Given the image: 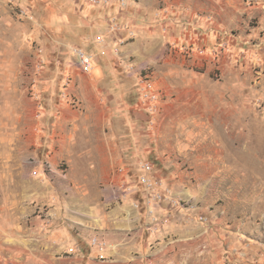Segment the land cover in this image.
<instances>
[{
    "label": "rangeland",
    "instance_id": "rangeland-1",
    "mask_svg": "<svg viewBox=\"0 0 264 264\" xmlns=\"http://www.w3.org/2000/svg\"><path fill=\"white\" fill-rule=\"evenodd\" d=\"M127 1L0 0V264H86L93 238L112 249L111 235L145 221V162L185 209L160 217L152 204L149 224L232 235L264 264V0ZM221 9L218 49L202 21ZM121 40L127 60L98 52ZM79 51L91 72L122 59L131 70L92 85L90 103L74 83L89 73ZM127 142L133 155L107 145ZM216 250L201 245L189 264H221Z\"/></svg>",
    "mask_w": 264,
    "mask_h": 264
},
{
    "label": "crops",
    "instance_id": "crops-1",
    "mask_svg": "<svg viewBox=\"0 0 264 264\" xmlns=\"http://www.w3.org/2000/svg\"><path fill=\"white\" fill-rule=\"evenodd\" d=\"M212 1L218 2V0ZM224 10L225 9H221L218 10L216 14H211V16H214L215 21L213 18L208 16L203 18L204 20L202 21V26H204V28L211 27L210 29L213 30L204 35L202 39L204 40L203 42L210 39V36L213 35L212 38L217 37L218 39V49L222 48L223 44H221V42L225 41L224 30L222 29L224 27L223 20L222 18L220 19V15L223 14ZM114 45L115 41L113 40V46ZM97 49L99 53L105 52L109 54V57L110 53L113 54L112 46H106L105 44H102L99 45ZM128 49L129 47H123L124 60H127L126 58ZM112 56L114 57V54ZM123 59L120 62H116L115 64L102 63L101 66L103 68V71L101 72L99 69H97L95 72L85 73L82 69H78L76 71L74 83H77L79 85L78 88L81 96L86 101L91 103L92 96H95L94 90L91 89L92 85L97 86L96 83L102 80H111L112 82H114L120 77L119 74L121 73V71H130L131 68L129 64H127V62ZM127 76L133 77V74L129 72ZM68 111V109H65L64 112ZM64 116L65 113L64 115H62L61 119H63ZM107 145L113 152L122 150L124 151L125 155H128L129 153L132 155L134 154V152H132V149L134 148L132 143L125 144V146L123 145V148L113 147L110 143H108ZM114 164H116V161L108 162L107 167H113ZM169 205L170 204L167 202L162 204H154L153 210L155 213L159 212V215H161L160 217H164V214L167 215L168 213L166 212L167 210L163 209V206L171 208ZM171 209L175 210L173 212L177 211L179 213H184L183 211L185 210L184 208ZM134 214L133 216L135 217L136 214ZM137 215L140 220H145L144 223L142 222V225L136 226L137 228L135 230L119 231L118 237L116 239H114V236L111 235L110 239L112 242L110 241V239L108 240L111 242L110 244L114 249H110L106 254L107 257L108 255L113 257L112 259H110V261L114 264H130L129 260L131 259H137L136 263L140 260L142 262L141 264H189V254H194L195 251H197V248H200L201 245L216 248L217 250L214 253L218 255L217 258L220 259L219 261L221 264H231V262L233 260L235 261L236 259L240 261L243 259V264H254L250 261H246L247 258L249 260L253 258L251 256V252L246 255L247 252L245 250H242L241 252L239 251L240 247L237 244L231 245L232 242L234 243L232 235H225V237H221V241H215L210 238L209 233H203L202 228L199 227V229L201 230V238L197 237L194 240H190L189 228L187 229L188 234L186 235V237L182 238L180 237V231L186 228L172 227L170 231L168 230V228H165V226L163 225V221L155 225L149 224V221L151 220L149 217L148 208L144 210V213L137 211ZM168 233H171L169 235H172V237L166 239L165 237H168ZM122 248L125 249L123 250ZM236 251L238 253H235ZM240 253H242V255H240ZM100 256L101 254L95 249H92L89 255L82 254V257L85 260L86 264H105L106 261H102ZM123 259H125L124 262H122Z\"/></svg>",
    "mask_w": 264,
    "mask_h": 264
},
{
    "label": "built area",
    "instance_id": "built-area-1",
    "mask_svg": "<svg viewBox=\"0 0 264 264\" xmlns=\"http://www.w3.org/2000/svg\"><path fill=\"white\" fill-rule=\"evenodd\" d=\"M87 2L93 6H110L112 5L115 0H87ZM121 5L126 8L128 6L127 0H120ZM128 29V27H126ZM125 28L121 27L119 24L115 23L113 21V26L111 27V31L118 34L121 31L124 32ZM125 32H127L125 30ZM133 33H131L132 35ZM125 44V40H121L120 43L113 48V54L115 56H121L122 55V48ZM80 63L83 69L86 72H91L93 70V57L84 54L82 51L78 52ZM145 99L153 100L155 99L154 96L150 97L149 94L145 93L144 95ZM79 104V103H78ZM141 170L144 172L142 174L141 183L143 184L144 188L146 189L147 193V205L148 209H150V206L152 204H162V203H169L173 207H183V204H181L180 201L177 200L176 197L171 193V190L169 188H166L163 186L162 182H156L154 177H152L151 173L154 169L151 163L145 162L141 165ZM129 190V189H128ZM126 193V192H125ZM154 206V205H153ZM92 248L98 251L101 254V259H104V255L106 254V251L108 250V242L105 239L102 238H93L91 242Z\"/></svg>",
    "mask_w": 264,
    "mask_h": 264
}]
</instances>
